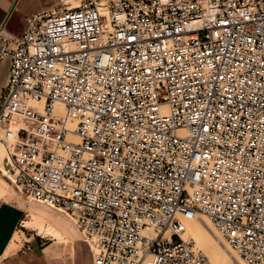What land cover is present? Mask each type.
<instances>
[{"label":"built area","instance_id":"1","mask_svg":"<svg viewBox=\"0 0 264 264\" xmlns=\"http://www.w3.org/2000/svg\"><path fill=\"white\" fill-rule=\"evenodd\" d=\"M4 58V174L93 264H211L201 217L264 264V0H81L0 23Z\"/></svg>","mask_w":264,"mask_h":264},{"label":"crops","instance_id":"2","mask_svg":"<svg viewBox=\"0 0 264 264\" xmlns=\"http://www.w3.org/2000/svg\"><path fill=\"white\" fill-rule=\"evenodd\" d=\"M81 0H0V23H5L7 29L22 36L25 31L27 18L42 10H52L62 7H73ZM10 77V59L0 61V99ZM6 169V153L0 149V264H55L57 250L49 247L40 249L38 240L20 229V225L28 217L24 201L18 194L12 193L10 188L20 192L4 174ZM6 183L8 186H6ZM26 227L29 226L26 224ZM22 233L25 238L20 245L15 235ZM34 240V241H33ZM26 241H30L32 249H25ZM20 245L11 249L13 245ZM41 253H39V251Z\"/></svg>","mask_w":264,"mask_h":264},{"label":"rangeland","instance_id":"3","mask_svg":"<svg viewBox=\"0 0 264 264\" xmlns=\"http://www.w3.org/2000/svg\"><path fill=\"white\" fill-rule=\"evenodd\" d=\"M78 5L79 3L75 4L73 7H77ZM0 149L3 150L1 144ZM4 184L8 186L6 183ZM10 189L12 193L18 194L24 201V207L27 210V214H29L28 217H25L24 225H36L38 228L43 227V232H41L39 235H35V238L38 240L39 246L41 247L40 249L46 250L49 247L56 248L57 259L55 261V264H93L95 250L93 242L79 229L74 219H72L69 215L62 213L61 211L49 208L43 205L42 203L36 202L33 199L28 198L27 196H25L21 192L16 191L13 188ZM206 219L208 218L201 217L198 220L203 221ZM53 229L57 231H55L56 233H59V236H61L59 238L61 239L56 237L57 235H51L56 234L55 232H53ZM48 230H52L50 231L52 233H50ZM27 233L32 234L34 232L31 228L27 227ZM15 238L17 242L21 245L23 238L25 237L22 233H19L15 235ZM220 243L226 250L233 251L229 247L230 245L222 236ZM20 245H13L11 249H17L20 247ZM199 248L202 249L201 247ZM202 250L206 253L204 249ZM39 253H41V251H39ZM236 256H238L237 253L235 256H233L232 264L239 263L238 258L240 257ZM208 257L210 259L211 264H213L209 255Z\"/></svg>","mask_w":264,"mask_h":264},{"label":"bare ground","instance_id":"4","mask_svg":"<svg viewBox=\"0 0 264 264\" xmlns=\"http://www.w3.org/2000/svg\"><path fill=\"white\" fill-rule=\"evenodd\" d=\"M76 139V138H74ZM29 228H31L34 231H37L38 234L43 232V227L38 228L36 225H28ZM49 231V230H48ZM52 231V230H50ZM49 231V232H50ZM56 230L53 229V232ZM57 232V231H56ZM55 232V233H56ZM52 233V232H50ZM51 235H57L56 237H61L59 236V233L56 234H51ZM187 235L190 236L195 240L197 245L204 249L206 253L210 256L213 264H232L233 263V256L236 255L235 251L231 250H226L222 245H221V236L217 232L216 228L212 224V222L209 219L200 221L198 219L188 221L187 222ZM52 236V237H53ZM61 239V238H59ZM225 246V243H224ZM238 257V256H236ZM239 263L240 264H245L240 258ZM238 263V264H239Z\"/></svg>","mask_w":264,"mask_h":264}]
</instances>
